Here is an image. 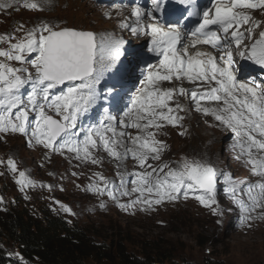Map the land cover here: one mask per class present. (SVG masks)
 Wrapping results in <instances>:
<instances>
[{"label": "snow or ice", "instance_id": "6c2138e0", "mask_svg": "<svg viewBox=\"0 0 264 264\" xmlns=\"http://www.w3.org/2000/svg\"><path fill=\"white\" fill-rule=\"evenodd\" d=\"M164 3L165 0H151V8L147 11L136 5L132 11L135 24L125 21L120 25L134 35L150 36L148 51L160 57L158 63L142 69L143 86L129 101L124 118H118L104 107L99 123L86 128L84 118L102 100L107 103L108 96L115 90L113 85L105 94L99 86L116 68L124 54L125 41L112 35L97 37L93 32L60 28L47 22L26 30L21 25L17 31L23 30L22 36L0 35V45H6L0 47V133H19L29 137L30 144L34 140L61 154L66 150L93 164L100 162L94 156L98 142H102L104 150L117 160H127L130 154L143 171H118V184L97 173L96 184L89 186L95 193L116 200L124 210L136 205L147 210L191 197L212 209L214 215L223 216L217 200V182L222 179L224 192L243 213L241 223L264 219V211L256 217L251 215L257 208L264 209V155H261L264 153V83L237 78V58L250 60L264 69V31L256 36L258 24L241 31L252 18L237 11L264 9V0H230V3L213 0L212 6L204 8L202 13L195 0H180L189 9L185 19L200 17V22L190 31H181V24L160 23L156 14L163 13ZM5 7H12V3L0 2V9ZM23 7L42 11L44 4L23 0ZM106 15L111 18L110 14ZM189 35L194 37L191 43L186 40ZM200 44L210 45L219 55L190 51ZM13 62L19 66H14ZM185 80L196 84L197 88L162 87L163 82L172 84ZM26 88L30 91L25 96ZM179 96H188L198 111L214 116L235 134L233 148L241 150L236 158L247 157L245 164L251 166L254 175L260 177L259 181L254 184L237 181L201 160L183 158L176 167L148 164L149 159L159 160L167 147L156 139V131L150 129L158 131L164 127L160 121L183 126L184 116L180 113L185 109L176 99ZM201 101L222 106L204 107ZM118 127L136 129L138 134L133 136L130 132L118 131ZM123 137H127V141H122ZM127 143L134 147H127ZM120 147L125 149L123 153L118 151ZM0 164L4 161L0 160ZM7 167L14 174L18 172L13 159L7 161ZM18 176L16 183L21 191L35 186L24 171H19ZM128 177H132L131 188ZM134 193L139 195L129 203H119L121 197H131ZM240 193L247 196V203L239 198ZM2 203L3 197H0ZM61 207L71 213L70 208ZM15 255L21 264H26L19 253Z\"/></svg>", "mask_w": 264, "mask_h": 264}, {"label": "rangeland", "instance_id": "374dc122", "mask_svg": "<svg viewBox=\"0 0 264 264\" xmlns=\"http://www.w3.org/2000/svg\"><path fill=\"white\" fill-rule=\"evenodd\" d=\"M0 2L12 3V7L0 9V35L22 36L23 30L17 31L21 25L26 30L47 22L60 28L93 32L97 37L112 35L119 38L117 18L114 16L109 19L105 13L106 7L97 1L37 0L44 4L42 11L24 8L23 0L19 3L16 0ZM82 5L85 11H90L89 18L73 8ZM13 63L14 66H19ZM133 87L138 89L139 82H134ZM28 91L30 89L26 88L25 96ZM126 92L122 94L114 90L115 94L108 96L107 103L102 100L104 104L97 105L84 118V127L98 124L104 115V107L123 119L127 109L121 112L118 109L135 95L132 89ZM174 106L173 104L172 107ZM188 109L189 112L185 110L180 113L184 116L182 127L167 124L158 131L150 129L156 131V139L167 146L161 153L158 165L169 164L176 167L183 158L201 160L230 174L237 181H259L260 177L254 175L251 166L245 164L247 157L236 158L240 152L233 148L234 133L229 129L218 131L212 127L210 116L199 115L190 106ZM130 133L135 136L137 131ZM123 141H127V137ZM200 141L206 143L208 148H201ZM98 144L94 155L100 162L93 164L90 160L78 159L74 156L75 153L66 150L61 154L44 148L34 140L30 144L29 137L19 133H0V160L4 161V164H0V197H3L0 212H8L12 204L18 202L26 207L29 203L35 206L28 207L30 213L39 214L40 217L43 216L41 208L44 207L45 211L64 216L71 224L79 227H92L91 229L102 231L108 237L123 236L131 251L144 244L147 247L157 245L174 251L178 261L194 264H264V219H250L241 223L243 213L224 192L225 184L222 179L217 182V200L223 216L214 215L212 209L202 206L191 197L188 200L165 202L147 210H143L141 205L124 210L116 200L90 190L89 186L96 184L98 180L97 173L118 184L117 172L125 169L128 171L131 164L128 159L120 161L111 157L104 150L102 142ZM127 147L134 146L127 143ZM124 150L122 147L118 148L121 153ZM9 159L16 161L18 172L24 171L35 182L34 187H25L21 191L20 185L16 183L19 179L18 172L14 174L7 167ZM137 170L140 169L137 167ZM130 181L129 188L132 187ZM138 195L134 193L131 197H121L119 203H129ZM239 198L248 202L243 193L239 194ZM61 205L70 208L71 213ZM262 211L264 209L257 208L251 215L256 217ZM200 243L207 244L201 246ZM9 252L13 258L20 260L15 255L19 253L18 249L11 247Z\"/></svg>", "mask_w": 264, "mask_h": 264}, {"label": "trees", "instance_id": "16d2710c", "mask_svg": "<svg viewBox=\"0 0 264 264\" xmlns=\"http://www.w3.org/2000/svg\"><path fill=\"white\" fill-rule=\"evenodd\" d=\"M28 207L35 208L18 202L8 212H0V264H21L10 254L11 247L18 249L26 264H194L178 261L165 246L144 244L131 251L123 236L117 239L92 227H79L44 207L40 217Z\"/></svg>", "mask_w": 264, "mask_h": 264}, {"label": "clouds", "instance_id": "9594fccd", "mask_svg": "<svg viewBox=\"0 0 264 264\" xmlns=\"http://www.w3.org/2000/svg\"><path fill=\"white\" fill-rule=\"evenodd\" d=\"M251 20L249 21L252 24H258L259 30L256 36H258L260 31H264V12L261 10L254 11L251 15ZM248 22V24H249ZM245 43H249V41H245ZM237 67L239 68V71L237 72V78L241 81H248L251 79H255L257 83H264V69H262L259 65L254 64L250 60H239L237 58ZM179 85H176L174 82L172 84H169L168 82L163 83L162 87L164 88H170V87H177ZM184 88L190 89L191 86L189 85H182ZM176 99L179 100V103L184 106V109L189 112V106L193 108V110L198 113L199 115H203L202 111L197 112V106L195 102H193L188 96H179L176 97ZM171 104L170 106H172ZM204 107H217L222 105H217L216 102L213 103H204ZM214 117V116H213ZM188 119V118H187ZM187 119L185 123L187 122ZM178 126V125H177ZM230 130V129H229ZM235 140V136H234ZM218 185V184H217ZM157 206V205H155ZM153 206V207H155Z\"/></svg>", "mask_w": 264, "mask_h": 264}, {"label": "bare ground", "instance_id": "6f19581e", "mask_svg": "<svg viewBox=\"0 0 264 264\" xmlns=\"http://www.w3.org/2000/svg\"><path fill=\"white\" fill-rule=\"evenodd\" d=\"M84 5H82V6H80V7H78V6H76V7H73V8H76V11H79L80 12V14H86V15H88L87 17L89 18V10H87V11H85L84 10ZM113 13V11L111 10V9H107V14H112ZM100 19V18H99ZM142 84V82L141 83H139V85L140 86H143V85H141ZM139 89H141V87H139ZM206 103V102H205ZM207 103H208V101H207ZM210 103V102H209ZM203 104H204V102H203ZM123 108H124V104L120 107V112L123 110ZM119 110V109H118ZM166 111V110H165ZM198 111V110H197ZM208 116H210L209 118H212V120H210V122H211V125H212V127H214V128H216L218 131H222L223 129H226L223 125H221L220 124V122H218L217 120H215L214 119V117L212 116V115H208ZM160 123H162L163 125H167L168 123L166 122V121H160ZM118 130H120V131H126V132H133V131H137L136 129H132V128H128V129H121V128H119L118 127ZM230 132H232L231 130H230ZM109 134H111V133H109ZM108 134V135H109ZM138 134V133H137ZM136 134V135H137ZM157 135V134H156ZM111 136V135H110ZM234 136H235V134H234ZM121 140L123 141L124 140V137L123 138H121ZM234 143H235V140H234V142H233V145H234ZM129 145H130V143H129ZM200 145H201V148H203V149H207L208 147L207 146H205L206 145V143H202L201 141H200ZM126 146H127V144H126ZM203 146V147H202ZM122 149H124L123 147H122ZM120 150V149H119ZM234 150L236 151H241L239 148H234ZM70 153V152H69ZM97 153V152H96ZM74 154V153H73ZM97 155V154H96ZM261 155H264V153H262ZM74 156H76V155H74ZM95 156V155H94ZM73 157V156H72ZM98 157H99V155H98ZM102 157V156H101ZM100 157V158H101ZM128 160L131 162V164L129 165V170H128V172H133V171H138L137 170V161H135V160H133V159H131V156H130V158H128ZM208 161V160H207ZM148 164H151V165H153V167H158L159 165H158V160H152V159H149L148 160ZM105 165V164H104ZM146 167H147V165H146ZM139 171H143V169H140ZM148 171H151V168H149L148 169ZM128 179V181H130L131 179H132V177H128L127 178ZM257 181H252L251 183H256ZM78 193V192H77ZM76 194V193H75Z\"/></svg>", "mask_w": 264, "mask_h": 264}, {"label": "water", "instance_id": "95a60500", "mask_svg": "<svg viewBox=\"0 0 264 264\" xmlns=\"http://www.w3.org/2000/svg\"><path fill=\"white\" fill-rule=\"evenodd\" d=\"M87 32H89V31H87Z\"/></svg>", "mask_w": 264, "mask_h": 264}]
</instances>
